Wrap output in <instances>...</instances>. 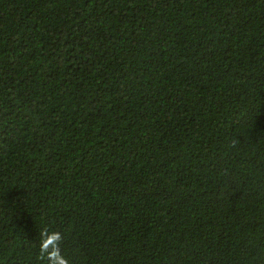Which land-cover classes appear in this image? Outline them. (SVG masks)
<instances>
[{
  "label": "trees",
  "instance_id": "trees-1",
  "mask_svg": "<svg viewBox=\"0 0 264 264\" xmlns=\"http://www.w3.org/2000/svg\"><path fill=\"white\" fill-rule=\"evenodd\" d=\"M42 230L264 264V0H0V264H49Z\"/></svg>",
  "mask_w": 264,
  "mask_h": 264
},
{
  "label": "clouds",
  "instance_id": "clouds-1",
  "mask_svg": "<svg viewBox=\"0 0 264 264\" xmlns=\"http://www.w3.org/2000/svg\"><path fill=\"white\" fill-rule=\"evenodd\" d=\"M41 237L46 238L41 240L38 259L47 260L49 264H69L68 259L61 251L63 236L59 231L47 232L42 230Z\"/></svg>",
  "mask_w": 264,
  "mask_h": 264
}]
</instances>
